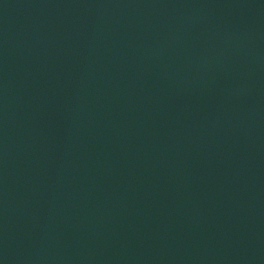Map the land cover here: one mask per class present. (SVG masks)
<instances>
[{
    "label": "water",
    "instance_id": "95a60500",
    "mask_svg": "<svg viewBox=\"0 0 264 264\" xmlns=\"http://www.w3.org/2000/svg\"><path fill=\"white\" fill-rule=\"evenodd\" d=\"M0 264H264V0H0Z\"/></svg>",
    "mask_w": 264,
    "mask_h": 264
},
{
    "label": "rangeland",
    "instance_id": "374dc122",
    "mask_svg": "<svg viewBox=\"0 0 264 264\" xmlns=\"http://www.w3.org/2000/svg\"><path fill=\"white\" fill-rule=\"evenodd\" d=\"M203 73V72H202Z\"/></svg>",
    "mask_w": 264,
    "mask_h": 264
}]
</instances>
